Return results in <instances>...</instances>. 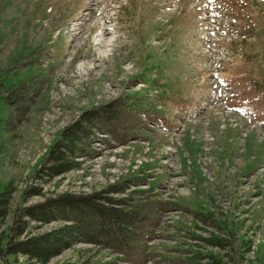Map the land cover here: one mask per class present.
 I'll return each mask as SVG.
<instances>
[{"label":"rangeland","instance_id":"obj_1","mask_svg":"<svg viewBox=\"0 0 264 264\" xmlns=\"http://www.w3.org/2000/svg\"><path fill=\"white\" fill-rule=\"evenodd\" d=\"M92 1L0 0V193L11 188L0 232H10L24 206L125 182L126 194L162 202L149 264L231 255L264 264V0H98L96 12ZM103 29L112 45L100 46ZM33 76L43 90L10 131L7 92ZM120 97L138 104L146 121L140 138L101 143L79 168L39 180L61 131ZM32 186L41 192L25 197ZM23 218V238L64 224ZM83 262L129 264L85 242L47 261L1 260Z\"/></svg>","mask_w":264,"mask_h":264},{"label":"trees","instance_id":"obj_2","mask_svg":"<svg viewBox=\"0 0 264 264\" xmlns=\"http://www.w3.org/2000/svg\"><path fill=\"white\" fill-rule=\"evenodd\" d=\"M43 85L38 77L33 76L22 79L7 92V101L12 108L10 123L14 127L8 128L10 131L28 119ZM131 101L120 97L83 111L78 119L61 131L49 148L37 171L39 180L53 179L79 168L82 159L99 154L101 143L111 148L113 142L125 144L139 139L140 130L145 127L146 121L140 114L138 104ZM128 188V183L119 182L101 192L64 193L24 206L10 226V232L6 235L0 232V264L1 260L5 261L16 254L47 261L77 242L108 248L129 264H149L153 260L150 242L156 237L159 225L155 213L162 209V202L144 201L140 191L128 195ZM40 192L39 187L32 186L24 195H38ZM10 193L11 188H5L0 193V223L9 212ZM112 194L123 196L115 197ZM25 216L43 223L61 220L64 224L44 234L23 238L29 226L23 218ZM196 216L202 214L196 213ZM212 244L225 247L218 240ZM205 259V262L198 264H241L237 255H231L230 260L215 256Z\"/></svg>","mask_w":264,"mask_h":264},{"label":"bare ground","instance_id":"obj_3","mask_svg":"<svg viewBox=\"0 0 264 264\" xmlns=\"http://www.w3.org/2000/svg\"><path fill=\"white\" fill-rule=\"evenodd\" d=\"M93 3L91 4V8H90V10L92 11V12H96L95 11V6H96V4L98 3V0H93L92 1ZM211 17V16H210ZM93 18V17H92ZM94 21V20H93ZM101 22V21H100ZM84 31V30H83ZM104 34H105V37H106V35H107V32L103 29V31H102V33L100 34L101 36L103 35L104 36ZM98 36V35H97ZM102 36V37H103ZM95 37V36H94ZM96 38V37H95ZM94 38V39H95ZM97 40V39H96ZM99 44H100V46H108V45H112V42H110V41H108L107 40V38L105 39L104 37L99 41ZM212 44V43H211ZM212 46H213V44H212ZM216 76H218L217 74H216ZM216 105V104H215ZM212 107H213V105H212ZM211 107V108H212ZM216 108V107H215Z\"/></svg>","mask_w":264,"mask_h":264}]
</instances>
